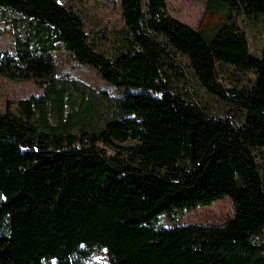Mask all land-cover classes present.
Returning a JSON list of instances; mask_svg holds the SVG:
<instances>
[{
	"label": "trees",
	"instance_id": "16d2710c",
	"mask_svg": "<svg viewBox=\"0 0 264 264\" xmlns=\"http://www.w3.org/2000/svg\"><path fill=\"white\" fill-rule=\"evenodd\" d=\"M118 6L106 30L69 0H0V77L41 89L0 111V264H264V0H206L225 20L198 31L166 0ZM235 15L261 27L258 53ZM61 49L121 94L69 75ZM226 68L244 82L223 87ZM223 197L221 226H154Z\"/></svg>",
	"mask_w": 264,
	"mask_h": 264
},
{
	"label": "rangeland",
	"instance_id": "374dc122",
	"mask_svg": "<svg viewBox=\"0 0 264 264\" xmlns=\"http://www.w3.org/2000/svg\"><path fill=\"white\" fill-rule=\"evenodd\" d=\"M206 0H166L168 13L171 17L178 21L187 24L192 29L198 31L204 28H212L216 23L225 20L224 13H211L205 9ZM73 8L83 10L89 20L88 28L98 26L100 28L119 29L122 27L120 18V11L118 0H69ZM235 26L244 29L248 38L250 49L254 53H258L263 44V35L261 34V27L259 24L251 29L246 24L241 16L235 15ZM12 38L4 33L0 27V49H11ZM107 50V47H104ZM61 68L68 72L69 75L76 79H80L88 86L99 91H106L112 97L119 96L121 90L116 87L103 82L97 75L94 69L85 65H80L73 58L66 54L63 49L60 52ZM181 63L186 64V59L182 56L179 57ZM240 81L244 82L242 75L236 73L231 68L223 70V74L219 82L223 87H229V82ZM190 89L193 96H197L201 101L206 102L209 106L216 110H220L221 106L218 101L207 95L205 90L200 87L197 81L190 77L189 85L186 86ZM41 89L37 87L32 81L14 82L0 77V111H4L6 102L10 103V110L17 113V101L22 98H27L30 95H37ZM136 142L127 141L125 143L114 142L115 146H131ZM107 154L113 155L116 148L101 147ZM173 217V218H172ZM234 217L232 204L228 197L212 203L208 206H198L195 209L185 212H178L177 214L161 215L154 226L156 227H172L175 225L184 224H197L204 226H221ZM260 243H264V234L257 238ZM104 261V255L97 253L93 255L92 262Z\"/></svg>",
	"mask_w": 264,
	"mask_h": 264
}]
</instances>
